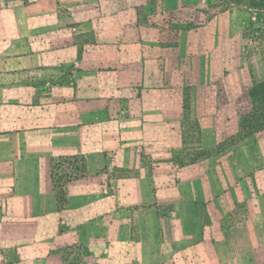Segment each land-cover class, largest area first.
I'll return each mask as SVG.
<instances>
[{
  "label": "crops",
  "instance_id": "0c3cea01",
  "mask_svg": "<svg viewBox=\"0 0 264 264\" xmlns=\"http://www.w3.org/2000/svg\"><path fill=\"white\" fill-rule=\"evenodd\" d=\"M4 6L0 264H66L67 246L87 252L80 264H264V206L242 226L226 216L252 201L249 177L174 158L191 150L184 140L237 133L238 89L206 86L190 59L205 38L173 29L189 24V0ZM77 157L85 172L61 204L52 161ZM160 203L208 212L183 222Z\"/></svg>",
  "mask_w": 264,
  "mask_h": 264
},
{
  "label": "rangeland",
  "instance_id": "374dc122",
  "mask_svg": "<svg viewBox=\"0 0 264 264\" xmlns=\"http://www.w3.org/2000/svg\"><path fill=\"white\" fill-rule=\"evenodd\" d=\"M75 1L82 3L85 0ZM5 2L6 0H0V24L5 21ZM189 3V24L182 29H173L180 32L183 30V33L189 31L191 36L199 35L205 38L198 44L199 60L197 51L190 53V59L195 65H198L199 61L205 70L204 74L199 76L204 78L206 86L222 87L227 93L231 92V89H238L236 94L230 96L232 100H236L239 107L237 133L215 142L208 140L204 146L199 138L184 140V145L191 150L186 154L175 155L174 158L183 165L198 161L232 163L238 167L236 174L239 179L249 177L247 189L254 194L252 201L239 203L230 215L226 214L235 225L242 226L249 208L254 210L255 206H264V130L239 140V121L252 107L249 91L254 83L264 82V7H252L250 0H189ZM175 7L179 9L178 5ZM5 106L6 92L0 89V110L5 109ZM223 128L229 130L228 125L223 124ZM231 147L233 149L228 150ZM58 163L60 165L55 167V172L58 173L55 179L62 183L66 182V176L75 174L74 168L80 164L79 160L70 166L68 162H55ZM157 210L159 215L166 217L178 213L183 222L191 212H208L206 203H160ZM2 213L3 208L0 207V222ZM0 252L5 254L2 249ZM86 253L85 250L73 252L70 246H67L64 247L63 257L67 260L66 264H80ZM17 254V251L14 252L11 259Z\"/></svg>",
  "mask_w": 264,
  "mask_h": 264
},
{
  "label": "trees",
  "instance_id": "16d2710c",
  "mask_svg": "<svg viewBox=\"0 0 264 264\" xmlns=\"http://www.w3.org/2000/svg\"><path fill=\"white\" fill-rule=\"evenodd\" d=\"M250 5L256 9L263 8L264 0H250ZM249 98L251 99L252 107L251 110L247 114L243 115L239 121V140L248 138L254 133L264 130V82L253 84L252 88L249 91ZM78 160L80 164L79 166H75V174L66 176L67 180L65 183H62L61 181L55 179V176L58 175V173L55 172L57 171L55 170V167L56 165L60 164H55V162L52 161L51 179L53 181L55 189L57 190V196L60 203L65 201L67 185L78 180L83 176L85 172V162L78 157L60 160V162H63V164H66L68 162V166L77 163ZM57 183L62 184L58 185Z\"/></svg>",
  "mask_w": 264,
  "mask_h": 264
}]
</instances>
